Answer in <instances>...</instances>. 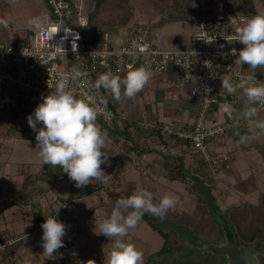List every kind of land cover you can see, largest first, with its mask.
Wrapping results in <instances>:
<instances>
[{"label": "crops", "instance_id": "obj_1", "mask_svg": "<svg viewBox=\"0 0 264 264\" xmlns=\"http://www.w3.org/2000/svg\"><path fill=\"white\" fill-rule=\"evenodd\" d=\"M21 1L25 0H0V19L11 25L10 29L0 25V40L15 45L26 39L12 25L17 18L14 11L23 5ZM28 12L31 13L27 17L31 30L36 22H44L50 17V11L42 6L38 9L27 6L22 13L27 15ZM160 31L166 46L177 47L174 45L184 43L186 38L189 41L190 32L185 36L184 32L173 34L165 28ZM232 65L234 68L240 67L234 61ZM242 67L246 73L257 75L264 81V68H258L253 73L247 64ZM174 77V72H171L168 77L150 78L147 87L139 92L142 97L136 95L129 99L122 95V106H117L116 99V108L130 119L156 117L166 121L178 119L192 122L197 115L198 101L190 95V86L180 88L172 85L171 79ZM221 80L217 92L227 96L226 104L233 108V115L229 118L223 112L222 106L225 104L215 106L209 113L208 123L231 119L240 121L230 131L211 141L212 150L228 155L220 178L226 181L221 184L214 181L202 154L192 148H185L180 141L159 143L156 136H144L141 132L135 137L124 131L107 132V146L104 148L106 155L109 157L113 154V158L117 157L120 162L117 171L106 176L108 179L95 180L102 183L101 191L73 198L69 192L71 181L66 174L54 183L39 180L28 203L20 202L5 208L0 204V264H91L89 260L104 264L111 251L112 241L99 234L97 226L110 216L115 202L130 190L145 189L152 192L155 198L174 195L177 203L164 218L152 214L168 224L173 223L172 219L177 216L174 213L187 214L194 207V198L199 202L205 201L199 196L207 183L213 197L219 185H227L228 189L224 192L235 197L238 193H247L251 185L262 183L264 131L249 130L248 122L241 117V113L250 106L247 97L242 89L229 94L221 87ZM34 109L18 99L11 101L8 107L0 108V196L4 192L9 194L21 190L28 173L44 170L45 164L39 158V149L36 148V132L27 122V117L34 113ZM257 112V118L264 119V111ZM40 127L43 125L38 124L37 129ZM116 136L121 141L125 139L124 144L118 145L119 148ZM241 136L248 137L245 143L240 142ZM108 166H111V161ZM244 186L248 191L241 188ZM39 208L44 221L48 216H56L66 226L64 247L59 248L53 256L43 253L42 223H36L34 218V212ZM160 234L142 217L123 240L135 244L143 252L144 264H147L150 256L159 251L166 241ZM16 243H20L19 247L9 254L7 248H13Z\"/></svg>", "mask_w": 264, "mask_h": 264}, {"label": "built area", "instance_id": "obj_2", "mask_svg": "<svg viewBox=\"0 0 264 264\" xmlns=\"http://www.w3.org/2000/svg\"><path fill=\"white\" fill-rule=\"evenodd\" d=\"M44 1L50 8V17L36 22L23 42L15 45L0 40V108L16 99L36 108L54 90L60 73L78 71L81 76L70 80L69 87L78 99L96 109V124L102 132L124 131L133 137L141 132L156 136L159 143L180 141L185 148L202 154L213 180L219 181L228 155L212 150L211 141L240 121L209 124L208 116L215 106L227 103V96L217 92L224 76L234 82L252 76L264 83L257 75L246 73L242 67L245 64L234 68L236 57L230 55L232 48L243 47L235 40L237 27L257 13L246 11L235 0H218L212 8L196 13L189 36L192 44L180 48L163 44L161 28L144 23L133 25L121 39L109 30L91 33L85 0ZM7 28H11L9 22ZM141 66L149 70L150 78L160 79L174 72L172 85L190 86V95L198 101L192 122L156 117L130 119L113 106L116 99L110 92L92 87L102 73L110 71L120 76ZM250 106L264 111V105ZM3 195L2 200H6L7 195Z\"/></svg>", "mask_w": 264, "mask_h": 264}, {"label": "clouds", "instance_id": "obj_3", "mask_svg": "<svg viewBox=\"0 0 264 264\" xmlns=\"http://www.w3.org/2000/svg\"><path fill=\"white\" fill-rule=\"evenodd\" d=\"M7 24L6 20L0 19V25L7 27ZM235 40L243 45L240 50L232 48L230 51V55L236 57V65L247 64L253 73L258 68H264V12L247 18L242 26L237 27ZM193 54L196 55L195 52ZM80 76L78 71L71 74L60 73L54 90L48 83L52 91L43 97L34 113L27 117L29 127L36 132V148L39 149L38 156L43 164L61 168L77 188L102 179L105 173L101 166L108 158L103 151L108 138L96 124V109L85 100L78 99L74 90L69 87L70 80ZM149 79V70L141 66L128 71L123 77L110 71L102 73L92 87L97 90L105 89L117 100L122 95L130 99L143 90ZM221 87L229 94L242 89L249 105H264V83L255 81L252 76L239 83L230 77H224ZM205 90L211 91L207 88ZM222 110L229 118L232 117L231 105H223ZM241 117L248 122L250 131H264V119L257 118V108L246 107ZM38 124L43 127L37 129ZM247 139L248 137L241 136L240 142L245 143ZM176 203L174 195L166 194L155 198L152 192L145 189H138L128 197L118 199L110 216L97 226L99 234L112 241L111 251L104 264H144L143 252L123 238L137 226L145 212L164 218ZM41 228L43 253L53 256L59 248L64 247L66 226L56 216H48ZM89 261L96 264L93 260Z\"/></svg>", "mask_w": 264, "mask_h": 264}, {"label": "rangeland", "instance_id": "obj_4", "mask_svg": "<svg viewBox=\"0 0 264 264\" xmlns=\"http://www.w3.org/2000/svg\"><path fill=\"white\" fill-rule=\"evenodd\" d=\"M217 1L85 0L89 20L88 31L97 33L102 30H109L116 39H121L123 34L133 25L144 23L165 28L173 34L184 32L185 36H187L196 13L212 8ZM235 1L243 7L245 6V0ZM21 3L23 4L22 7L14 11L17 14V18L12 25L20 36L27 38L31 30L27 17L31 13L28 12L27 15H24L22 12L25 8L33 6L38 9L42 6L47 11H50V8L44 0H29L28 4L25 0L21 1ZM250 4L255 8V13L264 12V0H250ZM246 11L253 12L247 8ZM1 41L7 44L10 43L4 39ZM191 44V41L186 38L184 43L174 46L181 48ZM120 76L123 77L124 75ZM137 95H140L139 98L142 97L140 93ZM117 106H122L121 98L117 100ZM116 137L117 146L124 144L125 139L121 141L119 136ZM103 151L106 153L105 149ZM110 161L111 166H108ZM119 162L117 157L113 158V154L108 157L107 162L101 166L105 173L103 179H108L106 178L107 175L114 172V170L117 171ZM223 181L226 180L221 179L218 182L221 184L220 182ZM200 187L204 186L200 185ZM241 188H244L245 192L248 191L245 186ZM226 189H228L227 185H219L218 189H216L217 194L213 197L207 183L200 192L203 196H199L200 199H205V201L199 202L194 198V207L189 209L187 214L178 215V212L174 213L177 216L172 219L173 223H161L164 228L171 232L170 237L174 245L172 252L165 257L167 262L197 261L201 264H228L229 260L226 255H221L208 249L211 244L222 245L226 243L224 225H222L223 220L217 215V213L223 212L228 221L229 219L231 220L232 229L239 240L238 245L242 249L243 255L252 264H257L258 258L264 255V181L251 185L247 193H238L235 197L226 195L229 194L224 192ZM4 194L8 195L6 192ZM3 197L5 195L2 194L0 199L2 200ZM251 236L253 238L248 239Z\"/></svg>", "mask_w": 264, "mask_h": 264}, {"label": "trees", "instance_id": "obj_5", "mask_svg": "<svg viewBox=\"0 0 264 264\" xmlns=\"http://www.w3.org/2000/svg\"><path fill=\"white\" fill-rule=\"evenodd\" d=\"M245 6L247 9L250 11L255 10L253 5L250 4V0H245ZM116 108V102L113 105ZM66 176V173H63L62 169L59 167H52L51 165H44V170L36 173H28L25 176L24 180V185L21 190L13 193H9L7 195L6 200H0V204L3 205L5 208L6 206L17 204V203H28L30 202V199L32 198L33 191L35 189V185L39 180H46L51 183H54L58 179ZM103 188V185L101 182H95L93 180L90 184L82 187V188H77L75 186V183L71 181L70 183V196L73 198H80L84 196H88L91 194H94L96 192L101 191ZM134 192V190H130L126 192L124 195H122V198H126L129 195H131ZM213 201V200H212ZM144 219H146L155 230L160 232L164 238H165V243L163 247L152 254L147 261V264H201L197 261H168L166 260L165 257H167L173 250V243H172V238L170 237V231L167 228H164L161 223L162 220L151 213L145 212L144 215L142 216ZM34 218L36 223H43L44 222V217L42 216V210L39 208L34 212ZM229 223L231 225V220L229 219ZM232 227V226H231ZM235 232V231H234ZM253 235V234H252ZM236 236V233H235ZM253 237H248V239H252ZM237 243H239V240L237 239ZM20 243L14 244L13 248H7L9 249V254H12L14 250H16L19 247Z\"/></svg>", "mask_w": 264, "mask_h": 264}, {"label": "water", "instance_id": "obj_6", "mask_svg": "<svg viewBox=\"0 0 264 264\" xmlns=\"http://www.w3.org/2000/svg\"><path fill=\"white\" fill-rule=\"evenodd\" d=\"M212 201V200H211ZM222 220L224 225V232L226 236V243L222 245L211 244L208 249L211 251H216V253L221 255H226L228 257V264H252L244 255L242 249L237 243V238L235 232L232 229L225 213H217ZM257 264H264V255L260 256L257 260Z\"/></svg>", "mask_w": 264, "mask_h": 264}]
</instances>
